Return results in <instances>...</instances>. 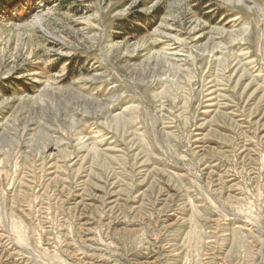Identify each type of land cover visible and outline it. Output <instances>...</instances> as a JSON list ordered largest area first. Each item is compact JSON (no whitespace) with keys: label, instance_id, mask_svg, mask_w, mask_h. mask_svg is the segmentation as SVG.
I'll list each match as a JSON object with an SVG mask.
<instances>
[{"label":"rangeland","instance_id":"1","mask_svg":"<svg viewBox=\"0 0 264 264\" xmlns=\"http://www.w3.org/2000/svg\"><path fill=\"white\" fill-rule=\"evenodd\" d=\"M0 264H264V0H0Z\"/></svg>","mask_w":264,"mask_h":264},{"label":"trees","instance_id":"2","mask_svg":"<svg viewBox=\"0 0 264 264\" xmlns=\"http://www.w3.org/2000/svg\"><path fill=\"white\" fill-rule=\"evenodd\" d=\"M138 23L137 24H140V21H137ZM129 27V26H128ZM134 27H136V28H134V29H131V27H129V28H127V30L129 31V32H138V33H142L143 32V29H144V26L143 27H140L139 25H134Z\"/></svg>","mask_w":264,"mask_h":264}]
</instances>
